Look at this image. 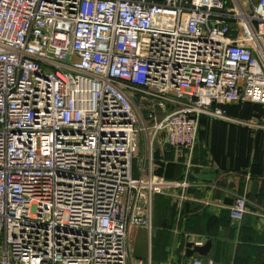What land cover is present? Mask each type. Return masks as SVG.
Returning a JSON list of instances; mask_svg holds the SVG:
<instances>
[{"label":"built area","instance_id":"1","mask_svg":"<svg viewBox=\"0 0 264 264\" xmlns=\"http://www.w3.org/2000/svg\"><path fill=\"white\" fill-rule=\"evenodd\" d=\"M244 103L264 107V0H0V264H129L177 186L132 177L139 136L189 155Z\"/></svg>","mask_w":264,"mask_h":264},{"label":"crops","instance_id":"2","mask_svg":"<svg viewBox=\"0 0 264 264\" xmlns=\"http://www.w3.org/2000/svg\"><path fill=\"white\" fill-rule=\"evenodd\" d=\"M134 103L143 115L155 105L148 99L136 98ZM236 106L226 108L235 120L237 113L231 109ZM239 125L202 118L189 155L170 148L160 132L150 161L144 137L139 136L132 177L150 173L157 181L177 186L153 196L150 231L129 228V264H264V157L256 156L255 142L247 140ZM239 196L246 197L247 208L240 221H233L230 208ZM187 243L209 245L204 256L187 257Z\"/></svg>","mask_w":264,"mask_h":264},{"label":"rangeland","instance_id":"3","mask_svg":"<svg viewBox=\"0 0 264 264\" xmlns=\"http://www.w3.org/2000/svg\"><path fill=\"white\" fill-rule=\"evenodd\" d=\"M243 4L246 3V0H240ZM247 10H249L247 8ZM138 99V98H137ZM143 101H146L147 99L142 98ZM150 100V99H148ZM170 105H167L165 107V111L163 112L162 109L156 104L154 107L152 106V112L154 113V121H160L162 117L170 110ZM232 111H235L239 113L241 111V115L238 116L237 120H242L247 125H239L243 131L246 133V138L248 141H254L255 147L254 151L256 153V156H262L264 157V123L259 124V121L264 120V107L256 106L253 104H245L242 107H238L237 109L235 107H232ZM260 125L259 127H255L254 124Z\"/></svg>","mask_w":264,"mask_h":264},{"label":"water","instance_id":"4","mask_svg":"<svg viewBox=\"0 0 264 264\" xmlns=\"http://www.w3.org/2000/svg\"><path fill=\"white\" fill-rule=\"evenodd\" d=\"M209 243H206L203 246H195L193 243L186 244V256L189 257L192 254H198L199 256H204L207 252V247Z\"/></svg>","mask_w":264,"mask_h":264},{"label":"trees","instance_id":"5","mask_svg":"<svg viewBox=\"0 0 264 264\" xmlns=\"http://www.w3.org/2000/svg\"><path fill=\"white\" fill-rule=\"evenodd\" d=\"M245 104H250V103H244L243 105H245ZM243 105H237L235 108L237 109L238 107H242ZM253 105H255V104H253ZM256 106L261 107V105H256ZM226 108H227V107H226ZM226 111H228V109H226ZM233 112H235V111H233ZM240 112H241V111H239V113L235 112V113H237L236 116H240V115H241ZM228 113H229V112H228ZM201 120H202V119H201Z\"/></svg>","mask_w":264,"mask_h":264}]
</instances>
